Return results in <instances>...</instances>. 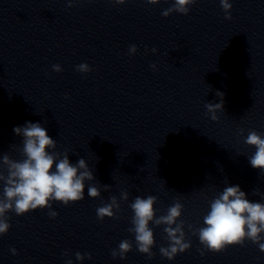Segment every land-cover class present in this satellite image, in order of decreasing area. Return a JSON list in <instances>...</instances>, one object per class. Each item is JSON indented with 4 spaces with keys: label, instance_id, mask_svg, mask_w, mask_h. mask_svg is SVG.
Instances as JSON below:
<instances>
[{
    "label": "clouds",
    "instance_id": "clouds-1",
    "mask_svg": "<svg viewBox=\"0 0 264 264\" xmlns=\"http://www.w3.org/2000/svg\"><path fill=\"white\" fill-rule=\"evenodd\" d=\"M74 0H68L71 7ZM116 4H125L127 0H113ZM197 0H175L172 7L165 9L162 15L167 17L173 12L187 15L190 5ZM149 4H158L160 0H147ZM225 13V19L231 20L232 3L230 0H220ZM137 51L135 45L130 46L129 54L134 55ZM153 53L157 50L152 49ZM153 70L156 65L151 66ZM53 70L61 72L60 65H53ZM77 70L82 73L91 71L87 64H80ZM221 98L219 103H207V114L213 121L219 119L218 111H223V93L217 92ZM14 133L22 137L21 155L22 160H13L9 155L2 156L0 168H6L7 174L0 171V182L3 184L2 195H0V235L6 234L10 228L7 213L14 212L17 216H23L30 211L37 209H50L48 215L55 219L58 213L52 209V202H60L65 206L84 199L85 182L95 180L93 171L89 169L85 159L80 158L77 163L72 164L67 151L60 153L56 151V140L51 138L47 130L39 123L26 122L24 126H16ZM244 129L239 134L243 135ZM244 143L254 147L256 151L249 157L252 168L260 170L264 174V134L255 130H249ZM49 149L52 151L49 152ZM54 169V170H53ZM110 186L104 185L108 190ZM87 194L91 198H98L101 195L100 189L91 184L87 188ZM253 194H259L254 189ZM264 198V197H262ZM121 199L128 200V192L121 193ZM111 202L97 209V217L103 220L105 217L115 218V211H119L120 204L115 196L110 198ZM157 197L137 196L129 205L134 215L131 218L133 227L129 232L135 235L137 250L146 254L149 259L153 257L152 248L155 244L153 230L149 227L150 222L156 226L165 225L164 232L169 241L168 247H160L159 251L163 257L173 260L177 254L186 252L191 247V242L185 237V222L179 221L183 211V204L175 202L167 209L166 215L155 217L154 205ZM173 225H175L173 227ZM203 225L193 229L194 235H198L204 249L200 251L201 256L205 250L214 253L224 251L228 246H243L246 240L257 244L259 250L264 252V203L251 202L246 198V193L239 185L226 186L210 201V210L203 217ZM132 251V242L122 240L118 249L112 250L113 258L119 256L126 258V254ZM13 255L18 254L16 249H11ZM67 255V253H65ZM77 260H84L85 255L75 253ZM91 259V255L87 254ZM66 264H72L67 260Z\"/></svg>",
    "mask_w": 264,
    "mask_h": 264
}]
</instances>
